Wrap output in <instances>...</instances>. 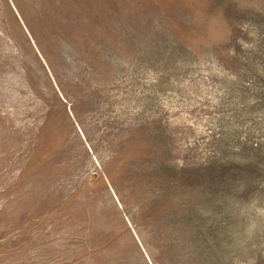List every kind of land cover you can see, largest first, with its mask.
Masks as SVG:
<instances>
[{
    "label": "rangeland",
    "instance_id": "obj_1",
    "mask_svg": "<svg viewBox=\"0 0 264 264\" xmlns=\"http://www.w3.org/2000/svg\"><path fill=\"white\" fill-rule=\"evenodd\" d=\"M0 264H264V0H0Z\"/></svg>",
    "mask_w": 264,
    "mask_h": 264
}]
</instances>
